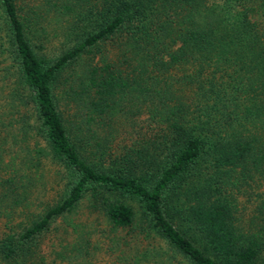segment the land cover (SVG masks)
<instances>
[{
	"label": "trees",
	"instance_id": "obj_1",
	"mask_svg": "<svg viewBox=\"0 0 264 264\" xmlns=\"http://www.w3.org/2000/svg\"><path fill=\"white\" fill-rule=\"evenodd\" d=\"M102 250L264 264V0H0V264Z\"/></svg>",
	"mask_w": 264,
	"mask_h": 264
},
{
	"label": "rangeland",
	"instance_id": "obj_2",
	"mask_svg": "<svg viewBox=\"0 0 264 264\" xmlns=\"http://www.w3.org/2000/svg\"><path fill=\"white\" fill-rule=\"evenodd\" d=\"M58 44H59V41L58 40H47V43L45 44V53H47L48 55H54L55 53L58 52ZM89 220L90 221H94L93 219V216L90 218L89 217ZM98 222V221H97ZM111 257V254L110 253H104V251L102 250L100 254L97 255V258L99 259V263L103 264L105 262H107ZM97 263V264H99Z\"/></svg>",
	"mask_w": 264,
	"mask_h": 264
}]
</instances>
